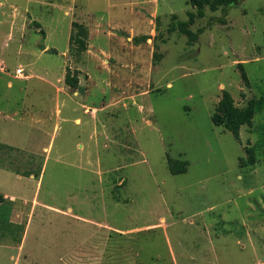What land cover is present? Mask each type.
Wrapping results in <instances>:
<instances>
[{
    "label": "rangeland",
    "instance_id": "374dc122",
    "mask_svg": "<svg viewBox=\"0 0 264 264\" xmlns=\"http://www.w3.org/2000/svg\"><path fill=\"white\" fill-rule=\"evenodd\" d=\"M223 90L263 101L238 138ZM2 193L0 264H264V0H0Z\"/></svg>",
    "mask_w": 264,
    "mask_h": 264
},
{
    "label": "trees",
    "instance_id": "16d2710c",
    "mask_svg": "<svg viewBox=\"0 0 264 264\" xmlns=\"http://www.w3.org/2000/svg\"><path fill=\"white\" fill-rule=\"evenodd\" d=\"M188 3L196 8V14L199 16L203 15L204 8H209L210 10L214 11L219 7L224 8V10L236 4V0H187ZM189 19H192L194 14L189 12ZM176 26L180 30L181 33H183L185 36H187V42L189 44L192 43L197 38L198 33H200L202 30L198 29L196 32L191 31L188 28L187 22L178 20L176 22ZM78 29H80L78 27ZM149 37H142L140 40H147ZM155 57V54H154ZM243 77L246 79L245 75L243 74ZM65 82L75 88L78 84V78L75 74L71 75L70 71L67 70L65 73ZM263 105V101L256 100L254 98H250L245 106L239 107L235 104L234 98L232 95L227 91L223 90L221 97L217 103V105L214 108V112L211 115V121L216 126H222L226 130L230 131L235 138H238L240 128L243 125H251L252 119L254 117V114L257 110L261 108ZM248 153H250V157L248 158V162L253 163L254 157H253V151L254 147H250L247 149ZM245 160H243L244 162ZM167 164L170 173L172 174H178L183 173L186 171L187 162L186 161H179L174 160L171 158L167 159ZM5 201L3 195L0 194V203H3ZM3 205V206H2ZM10 208L4 204H0V237H2L3 232L7 231L6 233L13 235L15 233H18V231H21L24 229L21 224H13L9 221V212ZM23 228V229H22ZM22 232V231H21ZM15 236L13 235V237ZM14 240V239H12Z\"/></svg>",
    "mask_w": 264,
    "mask_h": 264
},
{
    "label": "crops",
    "instance_id": "0c3cea01",
    "mask_svg": "<svg viewBox=\"0 0 264 264\" xmlns=\"http://www.w3.org/2000/svg\"><path fill=\"white\" fill-rule=\"evenodd\" d=\"M94 25V24H93ZM97 25H99V24H96L94 27H95V31H97V32H99L100 33V31L102 30L101 29V26H97ZM91 30H92V26L90 25V32H89V34L90 35H92L91 34ZM90 37V36H89ZM155 66V65H154ZM153 65H152V63L150 64V67H151V69L154 67ZM128 69H129V67H128ZM32 77V74H30L29 76L27 75V78H25V79H28V78H31ZM9 84H11V83H9ZM57 90H60V88H58L57 87ZM66 90H68V89H66ZM76 90V89H75ZM44 149H47L46 147L44 148ZM2 195H3V197H4V199H5V201H8L9 203H11V205L13 204V202H14V198H13V196H10V195H8L7 193H2ZM9 221L11 222V223H13V224H16V225H18V224H21V220H17L15 217H9ZM23 239H24V235H23ZM23 239L21 240V243H20V241L18 242V241H13L14 243H9V244H0V246H3V245H5V246H11V247H13V248H17L18 249V251H20L21 249H22V244H23ZM13 244H15V245H13ZM81 253H85V251L83 250V249H81V248H74V254H81ZM73 263L74 264H77L78 262H77V260H76V257H74V260H73ZM79 264V263H78Z\"/></svg>",
    "mask_w": 264,
    "mask_h": 264
},
{
    "label": "built area",
    "instance_id": "2783aa9c",
    "mask_svg": "<svg viewBox=\"0 0 264 264\" xmlns=\"http://www.w3.org/2000/svg\"><path fill=\"white\" fill-rule=\"evenodd\" d=\"M1 70L3 71V68H1ZM13 73L17 77L24 76V74H23V68H21V67H17L16 69H14Z\"/></svg>",
    "mask_w": 264,
    "mask_h": 264
}]
</instances>
